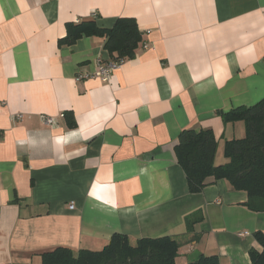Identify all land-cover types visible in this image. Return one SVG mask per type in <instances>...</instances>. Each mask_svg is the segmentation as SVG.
<instances>
[{"label":"crops","instance_id":"1","mask_svg":"<svg viewBox=\"0 0 264 264\" xmlns=\"http://www.w3.org/2000/svg\"><path fill=\"white\" fill-rule=\"evenodd\" d=\"M119 18L143 33L136 57L108 82L79 80L113 60L105 41L60 40L78 21ZM263 99L264 0H0V264L101 251L115 234L180 236L198 213L177 264H252L264 212L225 180L191 194L175 148L184 130H212L227 163L246 127L219 113Z\"/></svg>","mask_w":264,"mask_h":264},{"label":"trees","instance_id":"2","mask_svg":"<svg viewBox=\"0 0 264 264\" xmlns=\"http://www.w3.org/2000/svg\"><path fill=\"white\" fill-rule=\"evenodd\" d=\"M61 45L72 46L84 36L99 37L104 48L117 61L136 57L143 45V33L133 18H119L111 29L99 28L95 20H85L70 26ZM224 123L244 122L246 135L224 145L225 164H216L219 142L212 130H184L177 141L175 156L186 175L189 192L200 193L206 187L225 180L235 191L246 192L244 205L252 212H264V99L253 106H243L221 112ZM70 120V118L68 119ZM72 125V123H71ZM201 213L186 217V232L180 236L144 238L133 243L128 236L115 234L101 251L80 250L74 253L59 247L44 253L42 264H177L182 241L194 234L201 222ZM262 250L250 251L252 264H264V232L254 234ZM188 264H220L217 256L200 255Z\"/></svg>","mask_w":264,"mask_h":264},{"label":"built area","instance_id":"3","mask_svg":"<svg viewBox=\"0 0 264 264\" xmlns=\"http://www.w3.org/2000/svg\"><path fill=\"white\" fill-rule=\"evenodd\" d=\"M92 18H97V15L93 14ZM81 21H78L77 23H80ZM127 60L120 59V60H108L104 61L103 59H97L96 61V67L97 71L92 73L91 75H81L78 77L79 80L85 79V78H96L101 80L102 82H108L110 81V78L113 77L114 73L118 71L120 68H122ZM22 115H17L15 117L16 121L22 120ZM47 126H54L56 124V121L52 117H44L43 121ZM71 208H74L72 205ZM243 235H248V233H244Z\"/></svg>","mask_w":264,"mask_h":264},{"label":"rangeland","instance_id":"4","mask_svg":"<svg viewBox=\"0 0 264 264\" xmlns=\"http://www.w3.org/2000/svg\"><path fill=\"white\" fill-rule=\"evenodd\" d=\"M223 164V163H222ZM180 259V258H179ZM179 259H177L178 261H180Z\"/></svg>","mask_w":264,"mask_h":264}]
</instances>
